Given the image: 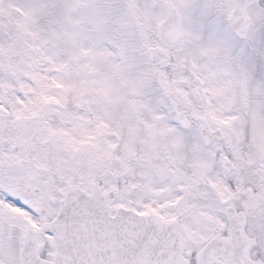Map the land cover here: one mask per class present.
Wrapping results in <instances>:
<instances>
[{
	"label": "snow or ice",
	"instance_id": "6c2138e0",
	"mask_svg": "<svg viewBox=\"0 0 264 264\" xmlns=\"http://www.w3.org/2000/svg\"><path fill=\"white\" fill-rule=\"evenodd\" d=\"M0 264H264V0H0Z\"/></svg>",
	"mask_w": 264,
	"mask_h": 264
}]
</instances>
